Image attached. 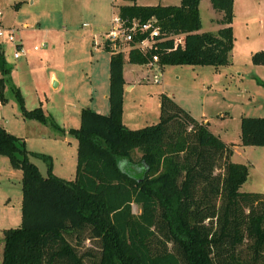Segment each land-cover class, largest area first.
<instances>
[{
  "label": "trees",
  "instance_id": "16d2710c",
  "mask_svg": "<svg viewBox=\"0 0 264 264\" xmlns=\"http://www.w3.org/2000/svg\"><path fill=\"white\" fill-rule=\"evenodd\" d=\"M208 1L222 14L216 33L199 32L201 0L121 6L118 16L153 18L173 36L157 45L159 67H225L234 43L233 0ZM104 49L111 53L109 110L82 109L79 127L69 130L77 143L73 181L51 174L44 179L25 142L0 125V156L22 173L23 192L21 226L3 231L0 264H86L91 250L79 252L67 238L71 234L99 242L97 264H264V193L240 192L249 171L231 162L233 146L164 94L156 124L126 128L124 57ZM149 60L134 49L127 56L133 65ZM251 64L264 66V51L254 53ZM10 73L0 51V104L7 103L4 92L11 85L23 118L44 122L40 106L25 109ZM257 84L264 87V81ZM239 128L240 147L264 148V117L242 116ZM40 157L50 172V158Z\"/></svg>",
  "mask_w": 264,
  "mask_h": 264
},
{
  "label": "rangeland",
  "instance_id": "374dc122",
  "mask_svg": "<svg viewBox=\"0 0 264 264\" xmlns=\"http://www.w3.org/2000/svg\"><path fill=\"white\" fill-rule=\"evenodd\" d=\"M139 3L142 6L167 4L161 0H139ZM121 4L122 0H115L116 7L109 0H0L1 25L14 30L26 50L25 57L14 61L12 50L6 48V60L14 72L10 78L21 93L25 109L31 111L40 106L45 115L44 122L24 119L11 85H7L4 92L7 103L0 104V125L25 142L31 154L29 161L44 179L51 174L65 181L74 180L77 143L69 130L78 128L82 108L101 110L102 93L107 92L109 85V54L104 50L103 34L111 28L110 20ZM208 7L205 2L200 7L202 24L204 30L213 31L211 19L217 14L209 4ZM250 25L246 28L243 20L235 22L236 50L246 38L251 42L257 37L255 22ZM121 46L111 50L119 52L123 49ZM33 47L39 50L35 52ZM0 51L3 52L2 48ZM248 54L238 49L232 62L240 68L230 66L216 81L213 67L192 71L194 68L174 66L160 71L144 65L130 66L126 64L128 54L123 53L127 80L123 87L125 111L139 121L131 126L137 130L156 124L159 97L164 94L171 99L174 96L175 103L195 120L206 119L212 127L227 128V140L240 143V118L264 117V87L257 84L264 81V68L252 65ZM129 87L133 88L128 91ZM220 115L229 117L221 119ZM231 145L238 149L231 162L244 164L249 171L240 192L264 190L263 150ZM138 155L134 154L133 159ZM40 156L50 158V172L47 160ZM22 197V173L13 170L8 160L0 156V254L3 231L21 226ZM132 211L139 213L135 205ZM67 238L78 246L79 252L91 250L92 257L85 259L86 264H97L98 241L80 242L76 234Z\"/></svg>",
  "mask_w": 264,
  "mask_h": 264
},
{
  "label": "crops",
  "instance_id": "0c3cea01",
  "mask_svg": "<svg viewBox=\"0 0 264 264\" xmlns=\"http://www.w3.org/2000/svg\"><path fill=\"white\" fill-rule=\"evenodd\" d=\"M161 1L163 3H167V4H162V5H157V6H179L181 0H161ZM109 2L112 4L113 7L114 6L116 7V5H114L115 4V0H109ZM122 2H123V4L117 6V14L114 15L112 17V19L114 17H117L118 16V8L121 7V6H132V5L142 6L139 3V0H122ZM204 2L206 4L207 8L209 9V7H208V4L210 5L209 1H208V3H206L205 0H201V2L199 4V13H200V7L202 6V4H204ZM142 7H146V6H142ZM210 7H211V5H210ZM233 13H234V19H233V22H232V25L231 26H232V29H233L234 43H233V49H232V51H231V53L229 55L230 64L228 66H225V67L213 68V71H212L213 72V77H214V79L216 81H219L221 79V77L224 74H226V72H227L228 68H230V66L231 67H236V66H234V64L232 62V58H233L234 53L238 49L241 50L244 53H250V54H248L249 57H251L256 52L264 51V0H233ZM216 14H217V17L211 19L212 26L215 27V30H213V31H206L203 28L202 19H201V13H200V19H201V30L199 31L200 33H203V32L216 33L220 28H222V26L217 23V21H219L222 18V14L221 13H217V12H216ZM112 19L110 20V24H111ZM238 20H243L245 22L246 28L250 24H251L250 26H252L254 24V22H255V25H256V35H257V37L253 41H251V42H249L248 41V38H246L245 43L244 44L242 43L240 45V47L236 50V48H237V38H236V32H235V22L238 21ZM109 30H110V28L107 30V32ZM107 32H105L103 35L105 36ZM18 40L20 41V39H18ZM105 45H107V46H109L111 48V45L110 44L105 43L104 44V47H105ZM0 47L2 48V50L4 52V54H3L4 55V59H5L6 64L8 65L9 63L6 60V56H5L6 55V48H9L10 50H12V48L9 45H5V46L0 45ZM249 49H253V52H249L250 51ZM25 54H26V50H25ZM108 54H109V57H110L111 53H108ZM25 56L26 55H24L23 57H25ZM109 57H108V63H109ZM18 60H14V61H18ZM126 64H128L130 66H137V65L129 64L128 62H126ZM126 64L124 63V66H123V79H124L125 85L127 84V82H126L127 80L125 78V70H126L125 69L126 68L125 66H126ZM144 66L149 67L150 69L158 68L160 71H163L167 67H174V66L159 67L157 64H155V65L146 64ZM179 67H181V66H179ZM183 67L194 68V69H190V70L196 71V68H199V67H202V66H183ZM205 67H209V66H205ZM255 67H257V68H262L263 67L264 68V66H255ZM236 68L239 69L240 66H237ZM13 73L14 72L11 70V75H13ZM198 73H201V71L198 72ZM107 77H109V74H107ZM52 78H53V80L55 79L54 77H52ZM11 81H12V83L14 85L13 78L11 79ZM57 86H59V84H57ZM132 88L133 87H129L128 91H130ZM107 96H108V90H107V92H103L102 93L103 103H102L101 108H100L101 110H95L96 113L103 114V115H106L108 113L109 107H108ZM173 98L175 99L174 96H173ZM104 101L106 102V104L104 103ZM138 106H139V110H141L140 107H142V105L140 104ZM159 106H160V97H159ZM97 107H98V104H97ZM82 109H85V108H82ZM134 109H136V108H134ZM219 117L221 119H224V118L229 117V116H227V115H220ZM138 122L139 121H138V118L136 116L131 117V116H129L126 113V111H125V105H124V99H123V112H122V123H123V125L126 128L130 129V130H134L133 128H135V127H132L131 125H132V123L135 124V123H138ZM202 122L203 123H208L209 130L214 135L220 137L221 140L224 143H226L228 145L233 144L234 146H239V143H231V142H229L227 140V138H228L227 128H225V127L223 128V127L218 126V125H213V127H212L211 123L209 121H207L206 119H204ZM239 126H240V122H239ZM74 129H76V128H74ZM239 135H240V130H239ZM260 149L263 150V151H261V155L263 157L262 166H264V148H260ZM237 152H238V149L236 147H234L233 148V155L231 156V161H232V158L237 154ZM246 162L249 163L248 160H246ZM251 166L254 168L255 165L254 164H251ZM248 176H249V174H248ZM263 180H264V178H263ZM244 184H246V182ZM244 184L242 185V187L244 186ZM259 187H262V186L259 185ZM251 192H254V193H264V190H260L258 192H255V190H254V191H251ZM0 258H1V254H0Z\"/></svg>",
  "mask_w": 264,
  "mask_h": 264
},
{
  "label": "built area",
  "instance_id": "2783aa9c",
  "mask_svg": "<svg viewBox=\"0 0 264 264\" xmlns=\"http://www.w3.org/2000/svg\"><path fill=\"white\" fill-rule=\"evenodd\" d=\"M1 17V13H0ZM105 41L114 49L121 46L120 53H129L130 50H138L142 55H150L149 65L158 63L159 58L155 53L157 45L171 39L173 36L164 32L155 19L140 22L137 19H121L114 17L111 21V28L106 33ZM0 45H9L12 48V58L18 60L25 55V50L16 38V32L9 28H4L0 23ZM42 47H45L42 45ZM38 47H33V51H38Z\"/></svg>",
  "mask_w": 264,
  "mask_h": 264
},
{
  "label": "water",
  "instance_id": "95a60500",
  "mask_svg": "<svg viewBox=\"0 0 264 264\" xmlns=\"http://www.w3.org/2000/svg\"><path fill=\"white\" fill-rule=\"evenodd\" d=\"M107 44H109V43H107ZM55 86H56V83H54L53 87H55Z\"/></svg>",
  "mask_w": 264,
  "mask_h": 264
}]
</instances>
